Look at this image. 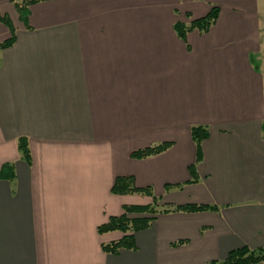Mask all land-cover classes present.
I'll return each mask as SVG.
<instances>
[{
	"label": "crops",
	"instance_id": "crops-1",
	"mask_svg": "<svg viewBox=\"0 0 264 264\" xmlns=\"http://www.w3.org/2000/svg\"><path fill=\"white\" fill-rule=\"evenodd\" d=\"M14 1L0 0L16 28L0 52V172L13 165L0 177V264H209L244 245L264 248L257 0H46L29 7L26 23ZM213 5L220 11L209 31L177 34V22ZM9 38L0 22V42ZM195 125L210 135L191 182ZM162 142L173 145L131 157ZM119 176L151 186L165 206L218 208L160 212L135 233V249L107 253L102 244L124 233L98 227L125 205L152 203L113 194Z\"/></svg>",
	"mask_w": 264,
	"mask_h": 264
},
{
	"label": "trees",
	"instance_id": "trees-1",
	"mask_svg": "<svg viewBox=\"0 0 264 264\" xmlns=\"http://www.w3.org/2000/svg\"><path fill=\"white\" fill-rule=\"evenodd\" d=\"M46 1V0H15L14 3L19 11L20 18L26 23L29 7L32 4ZM220 8L213 5L209 13L201 18L193 19L189 24L177 22L175 30L177 34L184 40L187 38V33L193 30H198L202 33L209 31L211 26L215 24L218 19ZM190 17V14L187 13ZM0 22L5 24L10 31V38L0 42V52L3 49L11 47L16 40V28L12 20L0 14ZM210 132L208 127L202 125H195L191 128V136L197 147L196 163L189 167L192 179L191 182H198L199 175L197 172V163L202 159V143L209 137ZM173 145L172 142H162L153 144L149 147L136 150L132 152L131 157L135 159H146L148 157L161 154L167 151ZM18 149L21 158L27 163H31V151L29 147L28 138L22 136L18 139ZM12 164H5L0 172V177L6 171H12ZM170 186L167 185L166 189ZM112 193L118 195L124 194H140L151 198L152 203L149 205H125L124 214L122 216H111L109 220L98 227L100 234L108 232L120 231L124 233V237L119 241L102 244V250L107 253L117 254L121 249H135V233L147 229L154 221L160 212H167L170 210H181L188 212L204 211L208 209H217V205L208 204H185L176 206H165L161 204V198L155 195L151 186L139 187L136 185L133 176H119L116 178L112 187ZM130 214H140L143 216L131 218ZM182 241L178 242L181 243ZM264 264V248H251L247 245L231 250L227 257L222 261L213 260L209 264Z\"/></svg>",
	"mask_w": 264,
	"mask_h": 264
},
{
	"label": "rangeland",
	"instance_id": "rangeland-1",
	"mask_svg": "<svg viewBox=\"0 0 264 264\" xmlns=\"http://www.w3.org/2000/svg\"><path fill=\"white\" fill-rule=\"evenodd\" d=\"M258 2V7H259V10L261 12V14L263 15L264 14V0H257ZM253 63L255 65L256 68H260V64H259V60L256 56L253 57ZM131 218L133 217H139V216H143V215H140V214H130L129 215Z\"/></svg>",
	"mask_w": 264,
	"mask_h": 264
}]
</instances>
